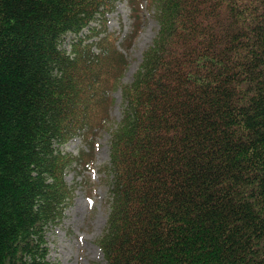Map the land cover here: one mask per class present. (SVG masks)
Masks as SVG:
<instances>
[{
  "label": "trees",
  "instance_id": "obj_1",
  "mask_svg": "<svg viewBox=\"0 0 264 264\" xmlns=\"http://www.w3.org/2000/svg\"><path fill=\"white\" fill-rule=\"evenodd\" d=\"M117 1L0 0V264H53L66 170L92 163L117 91L105 264H264V0H126L130 40L144 9L158 25L126 84Z\"/></svg>",
  "mask_w": 264,
  "mask_h": 264
},
{
  "label": "rangeland",
  "instance_id": "obj_2",
  "mask_svg": "<svg viewBox=\"0 0 264 264\" xmlns=\"http://www.w3.org/2000/svg\"><path fill=\"white\" fill-rule=\"evenodd\" d=\"M143 15L139 33L133 40L130 38L135 22L126 0L117 1L113 11L106 16L107 31L117 38L118 49L128 58L123 84L132 80L143 52L151 45L158 30L152 11L144 9ZM71 38L67 36L63 43L66 50L69 49ZM125 39L129 40L128 44H124ZM126 45L128 50L123 49ZM113 97L115 101L111 107L109 124L94 142L92 163L84 166L75 162L73 168L66 170L65 182L73 190L72 200L62 221L46 234L48 258L53 264H105L98 243L104 233L110 209L108 177L104 166L109 159L111 134L117 127L122 111L120 91L113 93ZM61 150L73 158L81 151L88 152L80 137L70 139L62 145Z\"/></svg>",
  "mask_w": 264,
  "mask_h": 264
}]
</instances>
